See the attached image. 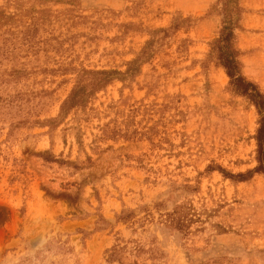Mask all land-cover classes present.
<instances>
[{
	"label": "rangeland",
	"instance_id": "obj_1",
	"mask_svg": "<svg viewBox=\"0 0 264 264\" xmlns=\"http://www.w3.org/2000/svg\"><path fill=\"white\" fill-rule=\"evenodd\" d=\"M221 2L0 0V259L31 232L82 264H264V173L217 170L256 165L257 126L211 49ZM244 12L264 93V44L239 43L264 13ZM92 71L109 80L59 113Z\"/></svg>",
	"mask_w": 264,
	"mask_h": 264
},
{
	"label": "trees",
	"instance_id": "obj_2",
	"mask_svg": "<svg viewBox=\"0 0 264 264\" xmlns=\"http://www.w3.org/2000/svg\"><path fill=\"white\" fill-rule=\"evenodd\" d=\"M241 8L236 3V0H222L221 14L222 25L218 36L211 42V49L215 52V57L218 64L223 69L228 78V83L233 91L237 94L246 97L255 109L257 115V126L255 128V161L256 165L243 173H225V171L217 167V170L227 177L235 181H242L249 177L252 172L264 173L263 158H264V93L251 80L246 79L240 72L239 50L235 45L236 33L235 29L239 18ZM146 54L142 50L141 54ZM90 73L91 71H84ZM94 74L100 75L96 80L86 83L76 84L59 105V113H65L74 105L80 103L89 89H86L88 84L90 89L95 86H100L109 80V71H92ZM186 209V208H185ZM168 225L175 229L186 228L190 221L188 212L183 210V206L178 205L173 208L169 214Z\"/></svg>",
	"mask_w": 264,
	"mask_h": 264
},
{
	"label": "clouds",
	"instance_id": "obj_3",
	"mask_svg": "<svg viewBox=\"0 0 264 264\" xmlns=\"http://www.w3.org/2000/svg\"><path fill=\"white\" fill-rule=\"evenodd\" d=\"M0 264H82V252L64 249L49 233L29 232Z\"/></svg>",
	"mask_w": 264,
	"mask_h": 264
},
{
	"label": "crops",
	"instance_id": "obj_4",
	"mask_svg": "<svg viewBox=\"0 0 264 264\" xmlns=\"http://www.w3.org/2000/svg\"><path fill=\"white\" fill-rule=\"evenodd\" d=\"M237 4L238 6L242 9L241 11H246L247 14H255L256 10L264 13V0H237ZM243 11V18H244V14L245 12ZM242 17V16H241ZM264 17V16H261ZM243 18H239V22L242 21ZM252 23H248V22H242L241 26H246V27H250L251 28ZM247 31V30H246ZM251 32H255L254 30ZM264 32L260 31L259 33H257L259 35V39L255 40V38L253 37L251 39L252 35H255L254 33H250V32H246V35L242 34L241 38H239V43L242 46V49H246L249 47H253V46H263L264 44V35H262ZM257 35V36H258ZM246 41H244V40ZM256 41H260L261 43H256ZM261 48V47H260ZM255 55L254 57H252V55ZM251 54H245V56L243 57V68L244 69H254L257 66L254 65V62L256 61V54L258 56V54L260 55V50H257L256 52H252ZM262 55V54H261Z\"/></svg>",
	"mask_w": 264,
	"mask_h": 264
}]
</instances>
